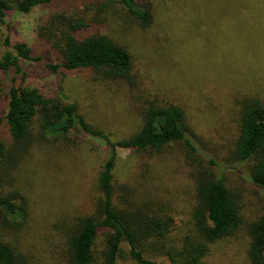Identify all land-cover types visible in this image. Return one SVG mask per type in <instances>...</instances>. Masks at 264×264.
Listing matches in <instances>:
<instances>
[{
	"label": "rangeland",
	"instance_id": "obj_1",
	"mask_svg": "<svg viewBox=\"0 0 264 264\" xmlns=\"http://www.w3.org/2000/svg\"><path fill=\"white\" fill-rule=\"evenodd\" d=\"M90 1L95 0H61L33 8L28 14L6 12L0 21V57L8 39L10 46L25 44L41 62H23L19 74L0 75V87L15 80V84L36 88L48 98H58L62 90L78 105L88 125L113 143L141 129L137 112L143 102L181 105L194 145L205 158L189 159V153L178 145L150 155L117 149L112 174L115 208L134 214L136 201L146 203L141 198L155 193L161 198L160 204L169 205L167 214L174 221L169 228L178 226L189 219L194 206V184L186 172L196 166L193 161L206 166L213 160L218 168L211 171H220L224 185L237 197L243 219L263 215L264 194L232 173L228 150L230 140L236 137L234 100L245 96L264 101V0H227L230 2L224 10L219 9L225 4L223 0H203L209 3L203 19L190 15L203 13L192 0H136L154 17L151 26L144 29L118 6L108 7L103 16L107 20L95 29L132 54L138 87L134 90L124 82L102 78L90 68L53 73L45 67L61 61L39 39V28L52 14L71 12ZM216 6L218 9L208 17ZM0 141L11 142L4 128ZM32 150L37 151L32 163L21 169L17 164L4 169V180H0V197L16 191L14 202H24V217L7 214L10 222L20 225L12 230L13 243L9 244L31 264H68L61 232L71 230L79 218L99 217L102 195L98 174L111 150L101 139L81 135L65 140L51 134ZM133 191L139 195L137 200ZM179 236L176 233V241ZM102 241L100 231L95 245L98 254ZM139 245L144 259L168 264L153 251V240H142ZM246 246L247 238L240 233L221 241L212 247L209 264H248ZM117 264H137L125 243L121 244Z\"/></svg>",
	"mask_w": 264,
	"mask_h": 264
},
{
	"label": "trees",
	"instance_id": "obj_2",
	"mask_svg": "<svg viewBox=\"0 0 264 264\" xmlns=\"http://www.w3.org/2000/svg\"><path fill=\"white\" fill-rule=\"evenodd\" d=\"M59 1L0 0V21H3L8 11L28 14L33 8L50 6ZM135 1L95 0L71 12L52 14L47 23L39 28L37 35L61 62L45 64V67L53 73L60 69L73 71L90 68L102 78L121 81L130 89H137L132 54L114 39L95 29L107 20V16H103L112 5L118 6L143 29L149 28L154 19L153 14ZM192 1L198 4L203 13L194 11L190 15L203 19L209 3L220 0H209L207 5L203 0ZM229 2L223 0L225 4L219 9L228 8ZM217 9V6L214 7L208 17ZM23 62L40 63L41 59L33 57L25 44L10 46L6 39L4 53L0 57V75L10 72L19 74ZM234 107L236 137L230 140L229 169L264 194V101L258 97L243 96L234 100ZM137 113L141 121L138 133L113 143L103 132L88 125L78 105L71 102L62 90L58 98H48L36 88L15 84V80L8 86L1 85L0 131L4 128L11 142L6 144L0 141V180H4V169L14 168L15 164L21 169L32 163L37 151H31V148L44 143L47 134L65 140L78 139L81 135L101 139L111 150V156L98 174L102 195L98 203L100 218H79L71 230L61 232L68 264H117L122 243L127 244L135 263L160 264L143 258L139 245L142 240H153L156 244L153 251L167 259L168 264H209L208 255L212 247L239 233L247 238L248 264H264V214L243 219L237 197L224 185L220 171L217 174L211 171L212 167L218 168L213 160H209L206 166L193 161L196 166L186 172L194 184V206L189 219L178 226L169 228L170 223H174L167 214L169 205L160 204L161 198L155 193L152 197L146 195L147 198H141L146 203H138L139 195L133 191L137 200L134 214H126L115 208L112 174L117 149L150 155L161 152L169 145H178L184 147L186 154L189 153V159L205 158L194 145L183 106L148 100L142 103ZM20 178L23 179V176ZM15 197L16 191L11 196L0 197V264H31L29 258L9 244L13 243L12 230L19 229L20 225L10 222L7 214L14 217H24L25 214L24 202L17 205L13 200ZM181 223H185L183 227H180ZM178 230H186V233ZM100 231L103 234V247L98 254L95 245L100 238ZM176 233L181 235L177 241Z\"/></svg>",
	"mask_w": 264,
	"mask_h": 264
}]
</instances>
